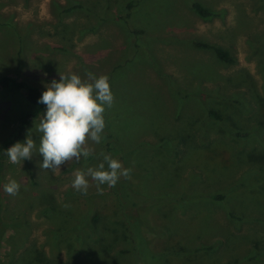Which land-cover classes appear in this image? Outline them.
I'll return each instance as SVG.
<instances>
[{"label": "rangeland", "instance_id": "rangeland-1", "mask_svg": "<svg viewBox=\"0 0 264 264\" xmlns=\"http://www.w3.org/2000/svg\"><path fill=\"white\" fill-rule=\"evenodd\" d=\"M59 72L107 74L114 104L95 154L53 173L36 151L9 162L46 110L0 90L5 264H264V0H0V77L45 91ZM101 152L131 179L76 191Z\"/></svg>", "mask_w": 264, "mask_h": 264}, {"label": "clouds", "instance_id": "clouds-1", "mask_svg": "<svg viewBox=\"0 0 264 264\" xmlns=\"http://www.w3.org/2000/svg\"><path fill=\"white\" fill-rule=\"evenodd\" d=\"M45 89L38 100L46 105V111L35 125L36 132L42 134L38 147L29 130L24 142H15L5 153L11 164H21L31 159L36 151L43 156L40 168L56 173L66 163L73 160L79 163L82 157L87 160L95 154L89 142L101 144L106 126L105 112L113 106L115 98L109 76H97L92 72L83 77L75 72H59V79L45 84ZM99 155L102 159L95 167L75 170L72 187L76 191L86 195L91 181L102 195V185L114 187L121 178L131 179L132 169L125 167L118 158L105 152ZM20 188L15 179L3 185L4 191L11 196H16Z\"/></svg>", "mask_w": 264, "mask_h": 264}, {"label": "trees", "instance_id": "trees-1", "mask_svg": "<svg viewBox=\"0 0 264 264\" xmlns=\"http://www.w3.org/2000/svg\"><path fill=\"white\" fill-rule=\"evenodd\" d=\"M194 10L203 17L209 16L211 15V11L204 8L200 3L198 2H194L192 4ZM198 46H202V47H210L212 49H214L216 55L218 56L219 59L223 60V61H231V58L229 57V54L222 48L216 47V46H211L207 43H198ZM2 89H17L19 90L24 99L34 105L37 109L39 110H46V105L38 103L39 97L42 95L43 90L39 89L38 87L29 85L21 80H19L18 78L11 76V75H4L0 77V90ZM209 117L214 118V119H219L220 118V114L217 113V111L214 110H209L208 112ZM36 117V114H23V116L18 120L16 128L14 133L12 134L13 137L10 140V144H14L17 141H20L22 138V134L26 128V126L28 125V123L30 122V120L32 118ZM238 135H242V133H237ZM2 168V157L0 155V171ZM214 197L219 198L220 195H214ZM0 208H1V200H0ZM1 212V211H0ZM49 214L51 215H58V213L60 212H54L51 209H49ZM7 229L13 231V226H9V224H7L6 222H0V249L2 247V243H7V241H4V237H5V233L7 231ZM156 257V256H154ZM0 264H5L1 257H0ZM150 264H164L163 261L159 258H153V261Z\"/></svg>", "mask_w": 264, "mask_h": 264}]
</instances>
